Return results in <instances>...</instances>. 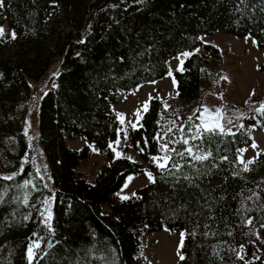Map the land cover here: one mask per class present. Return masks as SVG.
<instances>
[{
	"label": "trees",
	"instance_id": "1",
	"mask_svg": "<svg viewBox=\"0 0 264 264\" xmlns=\"http://www.w3.org/2000/svg\"><path fill=\"white\" fill-rule=\"evenodd\" d=\"M5 22L15 36L0 37V264H29L27 249L37 239L41 249L33 264H106L113 258L115 264H151L138 254L141 237L163 228L184 231L178 264H264V239L251 230L264 227V152L245 171L238 152L251 138L238 129L190 140L187 146L205 160L177 155L196 130L189 114L201 103L204 84L219 75L220 50L201 37L250 34L264 48V0H3L0 26ZM200 46L206 53H193L176 71L171 103L152 99L142 125L132 129L145 161L164 153L161 144L175 149L168 167H154V182L127 200L115 192L127 175L143 171L141 162L109 152V163L88 181L78 166L89 146L68 147L65 132L105 149L120 129L113 104L165 76L171 57ZM52 69L57 78L39 111L55 186L46 223L24 106L31 80L41 81ZM31 175L35 184L25 186Z\"/></svg>",
	"mask_w": 264,
	"mask_h": 264
},
{
	"label": "rangeland",
	"instance_id": "2",
	"mask_svg": "<svg viewBox=\"0 0 264 264\" xmlns=\"http://www.w3.org/2000/svg\"><path fill=\"white\" fill-rule=\"evenodd\" d=\"M0 29H3L1 38L5 40L14 38V32L8 22L3 23ZM201 39L205 43H211L219 48L221 53L217 69L219 75L215 83L204 84L201 103L191 110L189 117L198 125L201 123L199 118L205 108L209 109L213 115L216 110H221L220 123L226 133L241 129L251 138L249 145L239 149V161L243 160L245 163L254 161L260 153L264 152V115L256 111L261 105H264V48L260 47L257 39L250 34L237 36L226 31H218L214 34H205ZM196 52L205 54L206 50L200 46L171 57L167 63L168 72L165 76L138 85L127 93L123 100L113 104L119 122L122 115L124 123H120L117 138L110 142L105 149L101 150L94 142L81 137H71L69 132H65L68 147L81 150L84 146H89L87 159L78 166V170L88 181L96 179L103 167L109 163V152L112 153L113 158L127 157L143 163L144 166L143 171L127 175L122 186L115 192L116 198L121 200H123L122 196L130 198L136 194L138 189L155 180L154 167H157V161L153 158L163 157L165 153L153 155L148 161L143 160L141 149L137 148L132 141L133 127L131 125L136 123V128L142 125V119L146 113L143 111L144 105L147 103L149 109L152 99H163L167 106L171 103V98L178 92L176 71L183 69L186 59ZM184 53L189 55L186 56ZM53 70L39 82L31 80L32 91L28 96L27 105L24 106V110H27L24 130L28 149L32 152L34 172L43 183L40 186L41 189L37 188L36 197L45 210H50L51 220L53 217V196L47 195L48 192L55 193V186L39 127V111L43 95L55 84L58 72ZM138 112L139 117L137 116ZM204 118H207V114ZM229 120L232 123L229 124ZM179 129L175 136L177 140L182 136ZM117 141H119L118 144ZM253 143L256 145L255 148L252 147ZM117 152L121 153L119 157L116 155ZM245 163L242 164L245 165ZM249 164L247 163V167ZM149 173L153 178L151 180ZM129 177L132 178L131 181L128 180ZM26 181L28 184H35L33 175L29 176ZM126 183L127 187H125ZM47 210L46 215H48ZM102 210L108 213L109 205L104 204ZM251 230L255 239L259 241L264 239L263 226H253ZM184 237V231L167 228L151 233L144 232L138 254L151 264H178L181 260L183 248L181 242L183 241L184 245Z\"/></svg>",
	"mask_w": 264,
	"mask_h": 264
},
{
	"label": "snow or ice",
	"instance_id": "3",
	"mask_svg": "<svg viewBox=\"0 0 264 264\" xmlns=\"http://www.w3.org/2000/svg\"><path fill=\"white\" fill-rule=\"evenodd\" d=\"M0 7H3V0H0ZM0 35H3V29H0ZM15 36V34H13V37ZM184 55H189L188 53H184ZM182 63V62H181ZM182 70V68H181ZM225 79H227L225 77ZM143 111L147 112L148 111V105L147 103L144 105ZM257 112H259L261 115H264V105H261L258 109H256ZM221 110H216V113L213 115L212 113H210V110L205 108L203 110V113L201 114V117L199 118L201 120V123L196 125L195 128V132L192 133L190 131L189 133V138L187 139H183L181 142L184 145H189L190 140L191 141H195V140H202L204 138V134H215L217 131H219L220 133H224L225 132V128L222 126V124L220 123L222 116L220 114ZM205 114H207V118L205 117ZM137 116L139 117V112L137 113ZM120 123L123 124L124 123V117L121 115L120 116ZM228 123H232L231 120L228 121ZM133 127V129H135L137 127L136 123H133L131 125ZM201 129H203V131H201ZM168 131H171V129H169ZM179 131L183 132V128H180ZM126 138V135H125ZM158 141L160 139H166V135L165 137H157L156 138ZM117 144L119 143V141L116 142ZM173 143H175V141H173ZM111 146V145H110ZM198 147V146H197ZM253 148L256 147L255 143H253L252 145ZM160 150L163 151L165 153V155L163 157H154L153 159L157 161V167H159L160 169H165L168 167L167 161L170 159V156L168 155L169 152L171 151H175L174 148L170 149L168 147L167 143L161 144L160 145ZM141 151H143V149H141ZM243 151V150H242ZM185 152H187V154L189 156H191L192 159L197 160V161H202L207 159V155H199L193 152V147L192 146H187L184 151L177 153V155L183 157ZM116 155L119 157L121 155V153L117 152ZM210 155V153L208 154ZM255 161H249L247 163H254ZM241 163H245L243 160H241ZM247 163H245V168L244 170L247 171L248 167H247ZM176 165L174 164L173 167H175ZM149 179H153L151 174L149 173ZM4 179H12V177H4ZM131 177L128 178L129 181H131ZM154 182V181H153ZM28 182L25 181V186H27ZM125 187H127V183L125 184ZM124 200L129 199L128 196H122L121 197ZM47 210V209H46ZM48 211V215L47 217H45V222L47 223L48 221L51 220V212L50 210ZM41 215L43 216L44 213L42 212ZM249 224H251V220L248 221ZM49 229L51 228V225L49 224ZM48 247H51V244L47 245ZM181 247H183V241L181 242ZM37 249H41V244L39 239H37L36 241H34L27 249V253H26V258L29 261V264H32L35 256H36V251ZM180 258L183 260L184 257L181 255ZM241 259H243V257H240ZM100 259H103L102 257ZM106 264H115V259L113 258L112 261L110 262H106Z\"/></svg>",
	"mask_w": 264,
	"mask_h": 264
},
{
	"label": "water",
	"instance_id": "4",
	"mask_svg": "<svg viewBox=\"0 0 264 264\" xmlns=\"http://www.w3.org/2000/svg\"><path fill=\"white\" fill-rule=\"evenodd\" d=\"M54 194L52 192H48V196H53Z\"/></svg>",
	"mask_w": 264,
	"mask_h": 264
}]
</instances>
